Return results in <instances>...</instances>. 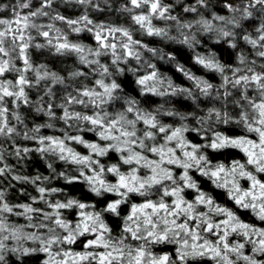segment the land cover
<instances>
[{
	"label": "trees",
	"instance_id": "trees-1",
	"mask_svg": "<svg viewBox=\"0 0 264 264\" xmlns=\"http://www.w3.org/2000/svg\"><path fill=\"white\" fill-rule=\"evenodd\" d=\"M0 89V264H264V0H0Z\"/></svg>",
	"mask_w": 264,
	"mask_h": 264
},
{
	"label": "rangeland",
	"instance_id": "rangeland-1",
	"mask_svg": "<svg viewBox=\"0 0 264 264\" xmlns=\"http://www.w3.org/2000/svg\"><path fill=\"white\" fill-rule=\"evenodd\" d=\"M22 49H24V47H22ZM21 52H22V50H21ZM22 56H23V54H21V57ZM26 70L30 71V68L22 69L21 73L24 74ZM30 72H28L29 78L34 74L32 71H30ZM18 82H19V80H18ZM19 89H20V92H22V86L19 85ZM9 90L11 91V93L14 92L11 90L10 86H9ZM5 91L8 92L7 90H5ZM19 95H20V93H19ZM96 121H98V120H96ZM140 122L143 124L142 126L139 125ZM98 124L100 126H102L101 137L104 138L105 143H103L101 145V147L99 148L100 150H97V151L103 152V151H106L107 149H109L111 147H115L122 154H124V156H126V158H125L126 161L131 162V164H135V163L137 164V166L132 165V168H131L132 172L131 173H129L128 175L122 176L121 180H122L123 185L125 187L134 186L133 184H135V183L141 184L142 180H145V179H151V181L155 180L152 182H156V181L162 179L164 176H166L165 174L156 176L158 174V173H156V171H157V169H161L160 167L162 166V163L159 162V163L151 166L147 161H145L144 163L140 162L141 159H145L141 155V153L143 152V150L145 148H148L147 146H152V148H151L153 150L152 152H154V150H155L154 143H150L154 140L152 138V134L157 135V132H158V134H160V133L165 134V132H166L165 130L159 129L158 131H155L151 121H149V120L146 121V119L144 120V119H141L139 117L128 118L127 115H124V117L119 115L118 119L110 120L108 122H105L104 120H100L98 122ZM136 128H137V130H136ZM93 130H94V128H93ZM178 133L173 132L170 134V136L165 137L166 138L165 142H168L169 140H173V141L175 140L174 142L177 144L176 146L178 148H182L184 151H187L188 146L183 145L184 144V143H182L183 139L181 140V136H179ZM147 141H150V142H147ZM59 144L56 140H52V144L50 145V147H53L56 145H59V147H61L62 143H59ZM97 145H94V148ZM89 148H91V146ZM74 158H75V155H74ZM144 165L147 168H150L152 170V174L148 175L145 178H142L138 174V169L140 168V166H144ZM160 177H162V178H160ZM90 179H91V176H90ZM130 188H132V187H130ZM8 213L9 212H4L0 217V230L3 229V226L1 224H2V221L6 222V216L5 215H7ZM26 213H27L29 221L31 219L30 217H32V216H34V218H36V220L39 219V217H36L37 213H35L34 215L29 214L28 211H26ZM83 228L87 229L88 225L84 224ZM16 231H19V230L16 229ZM1 233H4L5 235H9V234L11 235L10 229L8 230V232L3 231ZM4 238L5 237L3 235L2 239L0 240V250L4 246V244H3L5 241ZM28 238L32 239L33 236L28 237ZM65 261L61 262V264H65Z\"/></svg>",
	"mask_w": 264,
	"mask_h": 264
}]
</instances>
